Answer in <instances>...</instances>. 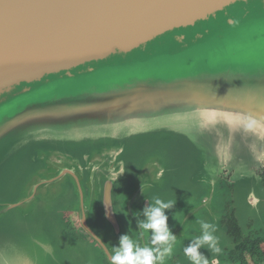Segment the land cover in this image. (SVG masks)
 Returning a JSON list of instances; mask_svg holds the SVG:
<instances>
[{
  "label": "water",
  "instance_id": "obj_1",
  "mask_svg": "<svg viewBox=\"0 0 264 264\" xmlns=\"http://www.w3.org/2000/svg\"><path fill=\"white\" fill-rule=\"evenodd\" d=\"M52 157L107 161L98 213L118 239L116 194L134 173L142 212L209 169L251 186L260 214L264 0H0V264H52L64 249L35 193L66 174L79 188L75 173L16 197Z\"/></svg>",
  "mask_w": 264,
  "mask_h": 264
},
{
  "label": "rangeland",
  "instance_id": "obj_2",
  "mask_svg": "<svg viewBox=\"0 0 264 264\" xmlns=\"http://www.w3.org/2000/svg\"><path fill=\"white\" fill-rule=\"evenodd\" d=\"M50 161H48L47 165L43 168V170L40 171V173H42V175H39V171H37L36 173H33V176H28L25 180H23V184L22 186H19V188L21 190V192H19L16 197H21L23 194H26L30 188V185H32L33 183L41 180V177L43 176H47V175H51L53 172H55L57 169H62V168H68L71 170H81L82 168H78V166L74 165L72 162L66 161L57 158V157H52L51 159H49ZM154 160V159H153ZM85 168H87V170L89 171L91 168H106L108 166L107 161L104 162V160L101 157H95L90 159L89 161H87L85 163ZM152 166V165H151ZM150 166V167H151ZM261 169H263V167H260ZM259 168V169H260ZM258 169V170H259ZM140 170V169H139ZM222 174L228 175L229 176V181L231 184L234 185V183L232 182V178L231 175L232 173H227L226 170H224L221 174H219L218 176H216L215 178L214 176V172H212L211 170L207 169L206 173H201L199 175H197V180L200 181L197 185H190V183L187 180H183L182 183L180 182L179 184H177V188L175 191V195H174V200L179 196V199L176 201V203L173 205V207L169 208V209H165L166 213L165 214L168 217V226L170 228V230L172 231V233L174 235L178 234V230L177 229V225L182 224L181 227H183L184 223L185 226L183 228L182 231H184L187 234H191V232L193 234H195V236H198L201 234V230H200V224L199 221L201 219L210 222L214 225H216L217 227V232L215 233V235H217L219 238L222 237L224 240H226L228 237L227 235H225L224 232H220V236L218 234V230L220 229V225L217 224V221H215L213 214L219 215L221 212V205L222 202L224 203V201H220V199L218 197H215L217 194V187L213 188L212 186H209L210 182H215L216 180H218ZM145 177V175H143V172H140L139 174H135L133 176V179H131L130 181H127V185L126 188L122 189V191L120 190L117 194L116 197L117 199L120 201L121 198H124V195H127L126 193L129 192L134 194V190H136V186H138L139 181L141 180V178ZM213 177V178H212ZM129 180V179H128ZM26 183V184H25ZM208 185L206 186V188H204V191L202 192L200 189V185L201 184H205ZM212 185V184H211ZM98 187V186H97ZM251 186H238L237 184L234 185L235 190L231 191L229 194V192H227V196H231L230 199H232L233 202V207L235 208V212H236V217L238 222L240 223L241 226H243V228L246 225V222L248 219H255L258 217L263 218L264 217V206L261 209V213L260 214H256V212H252L251 209L249 208L248 204L246 203V193H247V189L251 190L250 188ZM213 189V190H212ZM42 191L46 192V195L43 194V196H48L53 195V193H58L57 195H53V200L47 202L46 205H44L45 208H41V210H46L47 212H49V217H51L54 221V224L57 225L58 227V231H59V235H61V231L62 225H61V220H65L67 219V216L69 214V209L70 208H74L75 206H73V202L75 200V189L74 187H70V185L67 184V186H64L60 188V185H55V186H50L47 189H43ZM224 191V190H223ZM257 195H261L262 198L264 199L263 194L260 191L255 190ZM177 193V194H176ZM38 195H40V189L38 190ZM48 194V195H47ZM178 195V196H177ZM214 195V207L212 210H210L211 207V196ZM207 199V201L205 200ZM223 200V199H222ZM119 207V205H118ZM76 209V207L73 209V211ZM192 209H195L196 211L193 212L190 217L186 220V216L189 214L188 212ZM99 211V206L97 207V212H96V222L98 224H100V226L103 227H108V225L101 221L100 219V215L98 213ZM120 211V208H119ZM121 213V211H120ZM211 215L212 220H211ZM124 217L121 216L120 219L122 221ZM185 219V220H184ZM184 220V221H183ZM184 222V223H183ZM256 222V221H255ZM97 225V224H96ZM126 226V230H128L127 228V224L125 223ZM75 227L77 229L76 226H72ZM80 229V228H78ZM79 232L81 233V235H84V232L81 231V229L79 230ZM111 230L109 229L108 232V243H113L116 242V245H118L119 243V239H116L113 235H111ZM144 233V232H143ZM183 234V232H182ZM85 236V235H84ZM150 236L151 233L150 231L148 233H144L143 234V239L141 237V246H149L151 247V240H150ZM85 238V237H84ZM87 241L89 242V245L93 246L95 249V253L96 255L99 257L97 264H104L103 261V255L101 254L100 249L97 247V245L94 244V242L92 240H90V238L87 236ZM61 239L62 242L64 243V249L62 252L58 253L56 251L53 250V261L52 264H91V257H92V253L93 252H89V249L87 248V244L84 243L85 241L78 239L77 243H73L71 242L67 237V235H65V233L63 234V236L61 235ZM138 241V240H137ZM139 242V241H138ZM190 242L189 241H184L183 243L181 242V240L179 242H177L178 245V249L180 247H182L183 245H188ZM220 243V240H219ZM54 249V248H53ZM177 246L176 244L174 245L173 248V255H175L177 253ZM205 252H209L208 249L204 248ZM90 254V255H89ZM40 255L43 256V259H46V255L42 254L40 252V250L36 253V258L39 260L40 259ZM178 258V257H177ZM177 258H175V262L180 264V261H177ZM47 260H48V264H51V255L49 254L47 256ZM41 262V259L39 260ZM44 264V263H41ZM264 264V263H263Z\"/></svg>",
  "mask_w": 264,
  "mask_h": 264
},
{
  "label": "flooded vegetation",
  "instance_id": "obj_3",
  "mask_svg": "<svg viewBox=\"0 0 264 264\" xmlns=\"http://www.w3.org/2000/svg\"><path fill=\"white\" fill-rule=\"evenodd\" d=\"M62 169H68V168H62ZM72 171L77 176V179L79 181V188L74 178L71 175L66 174L63 177H61L59 180H57L55 183L50 184L47 187L40 189V195L37 194L39 190L38 189L35 193V196L38 197V199H47L51 201L53 200V195H57L58 193H53V195L47 194L48 196H43V194L46 195V192L42 191L43 189H47L48 187L55 186V185H60V188H61L63 187V185L67 186V184L70 185V187L72 188L74 187L75 200L73 202L74 204L73 206H75L76 209L73 211L75 207L70 208L69 214L65 215L67 216V219L61 220V225L63 228L61 231H63L62 233L63 234L65 233V235H67V237L70 238L69 240L73 243H77L78 239L85 241L84 243L88 245L87 248L89 249V252H93L91 260H90L91 264H97L99 257L96 255L94 247L89 245V242L87 241V238H86L87 236L100 249L101 254L104 257L103 258L104 264H111V255L113 254L114 247L117 245H116V242H113L110 244L107 242L108 232L110 228L108 229L107 227L100 226V224L96 222V215H95L97 212V207H98V187L97 185L99 181L100 172L97 170V168L95 169L94 167L91 168L89 171L87 170V168H85L84 170L82 169L74 170L73 169ZM55 172H53L51 175H47L46 178L53 176ZM256 174L261 177V181H262V179L264 178V168L263 169L260 168L259 170L256 169ZM228 179H229L228 175L222 174L218 180H216L215 182L209 183V186H212L213 188L217 187L216 189L218 191L215 197H218L221 202L224 201V203L222 202V205L220 207L221 208L220 214L216 216L213 214L215 221H217V224L220 225L218 234L220 236V232H224L225 235H227L228 237L226 240H224L222 237H220L219 239L220 240L219 246L223 250L220 254L205 252L204 248L200 249V251L205 256L208 257L209 264H232L229 259H230L231 251L235 249L236 242H237V239L234 236L235 233H233L234 230L232 231V233L229 230L230 226L228 224L230 222V219H232V217L236 219L234 220L237 223V226L239 228L238 230L241 233V237H245L246 235H249V234H255L256 236H261L262 234H264V217L248 219L244 228L238 222L237 217H236L237 215L235 212V208L233 207L232 199H230L231 196H227V192L231 194L230 192L235 190L234 185L231 184ZM200 186H201L200 189L203 192L204 188H206V186L208 185H206L205 183V184H201ZM126 194L127 195H124L123 196L124 198H121L120 201L117 199V204L119 205L121 215L124 217L121 221V228H122L121 232L122 234L127 233L130 236V238L136 241L138 240L140 243L142 241L141 237L143 239L144 233H143V230L139 228V222L141 220H144L145 217L143 215V212L138 207V202H137L138 197H136L133 201H131L133 192L130 194L129 192H127ZM215 197L214 195L211 196L210 210H212L214 207ZM177 198L179 199V196ZM177 198L175 199L176 201L178 200ZM205 200L207 201V199ZM195 211H196L195 209H192L188 212L189 214L185 217L186 220L184 219L185 222L190 217V215ZM165 214H167L166 211H165ZM213 216L211 215V220ZM82 218H83V221H82ZM125 223L127 224L128 230H126ZM84 225L87 228H89V230H91L96 235L97 238L101 240V242L104 244L105 248L107 249V252L110 258L106 254V252L103 250V248L99 245V243L87 231ZM72 226H76L77 229ZM178 226L180 227V229ZM181 226L182 224L177 225L178 227L177 229H179L178 234H176L177 240L175 242L177 249H178L177 242H179L180 240L182 243L185 240L191 242V239L195 237V234H193L192 232L191 234H187L184 231H182L185 226V223L183 227ZM78 228H80L81 231L84 232L85 236L81 235V233L79 232L80 229ZM110 233L111 235H113L112 232ZM185 246L186 245H183L182 247H180L177 250V253L175 255H172L170 258H166L165 264H179L175 262V258L177 257H178L177 261H180V264H191L189 259L184 255L183 248ZM263 263L264 261L261 262L260 264H263Z\"/></svg>",
  "mask_w": 264,
  "mask_h": 264
},
{
  "label": "clouds",
  "instance_id": "obj_4",
  "mask_svg": "<svg viewBox=\"0 0 264 264\" xmlns=\"http://www.w3.org/2000/svg\"><path fill=\"white\" fill-rule=\"evenodd\" d=\"M176 200L164 201L154 197L143 209L144 220L139 222V228L144 233L150 231L151 247L141 244L126 234L119 237V243L114 247L111 264H165V259L173 255L174 244L177 240L168 226L165 209L173 207ZM201 234L191 239L183 248L184 255L191 264H209V259L200 249L206 248L210 253L220 254L223 250L219 246L216 225L203 219L199 221Z\"/></svg>",
  "mask_w": 264,
  "mask_h": 264
},
{
  "label": "trees",
  "instance_id": "obj_5",
  "mask_svg": "<svg viewBox=\"0 0 264 264\" xmlns=\"http://www.w3.org/2000/svg\"><path fill=\"white\" fill-rule=\"evenodd\" d=\"M264 186V178L262 179ZM232 217L229 222V230L235 233L237 239L235 249L231 251L230 262L232 264H260L264 261V234L256 236L249 234L241 237L236 219Z\"/></svg>",
  "mask_w": 264,
  "mask_h": 264
},
{
  "label": "crops",
  "instance_id": "obj_6",
  "mask_svg": "<svg viewBox=\"0 0 264 264\" xmlns=\"http://www.w3.org/2000/svg\"><path fill=\"white\" fill-rule=\"evenodd\" d=\"M138 200H139V199H138ZM137 202H138V207H139V206H140V205H139L140 203H139V201H137Z\"/></svg>",
  "mask_w": 264,
  "mask_h": 264
}]
</instances>
